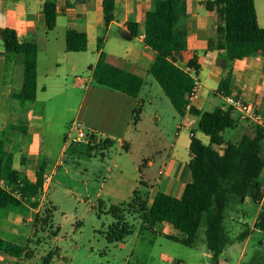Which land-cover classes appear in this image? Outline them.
<instances>
[{
    "label": "crops",
    "instance_id": "0c3cea01",
    "mask_svg": "<svg viewBox=\"0 0 264 264\" xmlns=\"http://www.w3.org/2000/svg\"><path fill=\"white\" fill-rule=\"evenodd\" d=\"M105 1L56 0L57 24L54 30L49 31L43 14L46 0H0V31L13 29L20 42L35 43L38 46V91L46 93L52 86H60L54 84L53 80L67 78L63 93L68 98L74 97L72 94L74 90L84 93L78 99L80 102L77 109L66 108V111L74 112V122L78 120L88 132H94L100 138L108 137L107 140H118L124 148V137L132 131L133 113L138 106L139 98L135 99L124 93L96 85L91 68L97 64L101 53L105 52L109 64L144 80L142 91L148 84L155 89L156 81L153 82L151 78L150 68L156 53L145 45L144 37L146 14L155 9L157 0H113L115 20L109 27H106L104 23ZM207 1L209 0H185L186 16L180 25L187 31L188 47L185 51L173 53L170 60L182 70L188 71L189 63L195 59L199 67L198 77L202 89L199 99L189 104L184 116H180L176 110L172 116V124L176 130L173 149L161 163L159 175L161 170H164V174L160 175L155 185L147 190L150 205L158 192L166 193L177 199L182 198L186 186L192 181L189 171V163L192 160L191 138L194 135L203 143L205 139L198 129L199 117L189 112L190 107L208 112L205 108L213 104V101L209 99L212 94L225 101L226 105H223L222 109L227 110L231 108L227 103V98L232 96L252 105L264 119V57L255 55L229 64L224 63L221 58L224 51L219 49V44L223 42L218 33L221 22L215 9L207 10ZM255 7L259 26L264 29V0H255ZM131 22L140 25L137 37H133L130 33L128 23ZM69 31L85 33L88 36V49L84 54L91 53L92 56H73L74 53L66 51V34ZM112 31H115V39L112 42V49L106 52L109 44L108 35ZM64 44L63 54L57 55L56 52ZM4 53L5 49L0 36V130L10 127L8 151L14 155V171L19 176L18 184H23L24 180L35 183L41 161L46 167L44 177H49L44 192L38 198V208L32 207L26 201L20 209L15 211L0 210V238L14 245L26 247L30 240L34 239L35 216L42 210L49 188L59 168L63 167L66 150L70 144L64 145L57 159L43 152L41 129L44 115L37 113L38 94L36 102L28 103L26 112L22 113L20 102L14 99V94L23 87L22 61L14 55L6 56ZM42 54L48 56H42ZM43 59L47 60L48 67H50L48 71H45V77L50 81L39 87L40 65ZM10 65L14 66V69L8 72ZM65 66H68L70 71L63 76L57 73L56 78L53 79L51 70L53 68L61 70ZM86 69L89 70L90 77L83 79L79 75L83 74ZM228 70L232 71L231 94L224 97L218 93V88ZM73 76L75 81L69 85V78ZM45 105L43 103L44 107ZM217 106L215 105V108H220ZM233 117L237 122L235 129H240L241 136H243L253 122L242 119L241 113L236 109H234ZM21 119L26 121L27 134L18 131ZM71 136L73 135L70 134L69 137ZM241 138L233 143L239 142ZM214 148L223 153L225 146ZM262 178L264 180V173ZM248 199L253 201L252 198H247L245 203ZM263 204L264 200L260 205L255 203L257 213L253 218L244 214L239 217L238 221H234L249 231L246 240L239 244L243 247L238 264H241L240 262L256 235H258L259 243L264 245V233L255 228ZM164 225L160 227L163 228ZM156 230L158 234L165 237L174 234L170 228H166L165 233L159 231V226ZM234 246L235 244L228 246L224 253L229 250L233 251ZM203 251L204 256L212 258L207 253L206 244ZM10 261L16 262L15 264L21 262L0 254V264H7ZM227 261L226 258L220 260L218 264H227Z\"/></svg>",
    "mask_w": 264,
    "mask_h": 264
},
{
    "label": "trees",
    "instance_id": "16d2710c",
    "mask_svg": "<svg viewBox=\"0 0 264 264\" xmlns=\"http://www.w3.org/2000/svg\"><path fill=\"white\" fill-rule=\"evenodd\" d=\"M209 11L216 10L221 22L218 33L223 40L219 49L224 51L221 56L224 63H232L247 57L261 55L264 57V29L259 26L255 0H209L206 2ZM43 14L49 31L57 24V2L46 0ZM186 16L185 0H157L155 9L146 14L145 37L146 46L155 51V60L150 73L159 84L166 97L180 116L186 114L189 106L188 96L195 86L190 70L199 67L195 59L189 63L188 71L176 66L170 57L175 52L185 51L188 47L187 31L181 28V21ZM115 20V2H104V23L106 27ZM133 37L140 32L138 23H128ZM5 55H14L22 61V89L14 94V99L21 104L22 113L26 112L27 103H34L38 94V53L35 43H22L13 29L0 31ZM88 49V36L85 33L69 31L66 34V51L84 53ZM93 70V81L96 85L124 93L135 99L139 98L144 87V80L132 73L114 67L107 61V54L102 52ZM232 71L228 70L223 78L218 93L224 97L231 94ZM189 112L199 117L198 129L210 139L205 145L194 135L191 138L190 152L192 160L189 171L192 181L184 191L182 198L177 199L163 192H158L149 204L147 191L136 190L132 200L125 208L114 207L112 213L116 225L110 229L108 241L121 243L125 237L134 233V227L126 222L124 213L136 214L145 222L142 230L158 234L156 228L166 224L176 234L166 238L186 247L194 246L197 235L203 225L206 226V250L212 256L214 264H218L226 248L241 243L249 236L245 231L235 239H231L224 226L225 213L234 198L244 204L247 198L260 205L264 200V126L251 123L241 140L237 143L226 142L224 132L235 129L237 122L233 117L234 109L216 108L211 112H202L190 107ZM141 108L138 104L133 113L134 124L140 119ZM18 131L27 134L26 121L21 119ZM10 127L0 130V181L5 180L20 190L16 197L0 187V210L15 211L23 202H29L38 208V198L43 192L46 167L40 163L35 183L23 182L19 188V176L14 171V155L8 151ZM90 151L108 150L114 145L111 140H101L94 135L87 144ZM223 153L214 147H224ZM126 148V145L124 146ZM53 204L46 202L33 222L34 238L40 233L47 238H55L59 230H54ZM255 228L264 233V204L259 213ZM46 238V239H47ZM21 247L0 238V254L18 261L31 260L35 257L33 243ZM55 251H49L41 264H52ZM252 264H264L254 262Z\"/></svg>",
    "mask_w": 264,
    "mask_h": 264
},
{
    "label": "rangeland",
    "instance_id": "374dc122",
    "mask_svg": "<svg viewBox=\"0 0 264 264\" xmlns=\"http://www.w3.org/2000/svg\"><path fill=\"white\" fill-rule=\"evenodd\" d=\"M108 39L106 52L112 49L115 31L109 33ZM64 50L65 44L56 52L57 55H62ZM72 55L92 56L91 53ZM48 68L50 69L47 60L43 59L39 87L50 81L45 77ZM12 69L14 66L10 65L8 72ZM69 71L70 68L65 66L61 70L53 68L51 73L55 79L57 73L63 76ZM79 76L88 79L90 72L86 69ZM151 78L155 82L153 76ZM65 80L67 78L64 77L63 80H53L54 84L60 86H52L46 93L39 90L37 100V113L44 115L41 129L43 152L57 159L64 145L70 144L63 167L59 168L44 202H50L56 208L52 220L54 230H59V234L49 239L40 233L38 237L42 242L31 245L35 250V257L31 260H20L18 264H41L42 258L51 250L56 253L52 264H214L212 258L203 255L206 244L205 225L201 227L194 246L186 247L160 234L142 230L145 222L138 215L126 212L123 215L126 222L134 227V233L126 236L121 243L108 241L110 229L117 222L112 208H125L133 198L135 190L145 192L153 187L159 179L162 161L173 149L176 130L172 124V116L175 109L161 87L155 82V89L148 84L141 92L138 101L141 108L140 119L137 124L133 121L132 131L124 137L126 148H122L118 140H111L114 145L108 150L90 151L83 144L73 143L75 134L69 137L75 116L74 112H68L66 108L77 109L80 102L78 99L84 93L74 90V97L68 98L63 93ZM69 80V85L73 84L75 77ZM209 99L213 104L207 106L205 111L215 110V105L220 108L226 105L223 99L212 94ZM43 103L46 104L45 107ZM85 132L89 133L87 130ZM201 134L205 139L204 144L209 145V137ZM95 135L98 136L96 133ZM223 135L226 142H235L243 137L240 129H228ZM99 139L107 140L108 137ZM256 213L257 205L251 199L241 204L234 198L225 213L224 226L228 236L234 239L246 231V227L234 221H238L244 214L253 218ZM166 228H170L174 234L177 233L166 224L163 228L159 225L161 233H165ZM239 244H235L233 251L224 253L220 260L227 258V264H238L243 247ZM254 262H264V245L259 243L258 235L252 239L240 263ZM15 263L10 261L7 264Z\"/></svg>",
    "mask_w": 264,
    "mask_h": 264
},
{
    "label": "built area",
    "instance_id": "2783aa9c",
    "mask_svg": "<svg viewBox=\"0 0 264 264\" xmlns=\"http://www.w3.org/2000/svg\"><path fill=\"white\" fill-rule=\"evenodd\" d=\"M190 72H191L190 73L191 76L194 78V81H195V86L188 96L189 103L192 104L194 101L199 99L202 85H201V82L199 80L196 70H190ZM227 103L229 104L231 108L236 109L241 113L242 119L253 122L257 125L264 126L263 117L256 111V109L252 105L247 104L243 102L241 99H238L232 96L227 98ZM85 131L86 129L82 123L78 121L74 122L72 129H71V133H70L72 135L73 134L76 135L75 138H72L73 143L87 144L89 140L95 135L94 132L86 133ZM163 174H164V170H161L160 175H163ZM48 181H49V177L45 176L43 192H44V188L46 187V184ZM18 186L19 188H21L23 184H18ZM0 187L6 192L16 197L21 196L20 190L18 189V187L12 184H9L5 180L0 181Z\"/></svg>",
    "mask_w": 264,
    "mask_h": 264
}]
</instances>
